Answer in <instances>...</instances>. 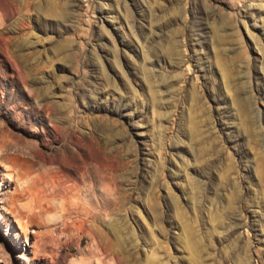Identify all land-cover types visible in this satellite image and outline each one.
<instances>
[{
	"label": "rangeland",
	"instance_id": "obj_1",
	"mask_svg": "<svg viewBox=\"0 0 264 264\" xmlns=\"http://www.w3.org/2000/svg\"><path fill=\"white\" fill-rule=\"evenodd\" d=\"M0 264H264V0H0Z\"/></svg>",
	"mask_w": 264,
	"mask_h": 264
}]
</instances>
